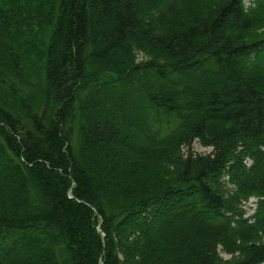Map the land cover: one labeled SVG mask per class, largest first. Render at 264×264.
Here are the masks:
<instances>
[{"label":"trees","instance_id":"obj_1","mask_svg":"<svg viewBox=\"0 0 264 264\" xmlns=\"http://www.w3.org/2000/svg\"><path fill=\"white\" fill-rule=\"evenodd\" d=\"M0 264H264V0H0Z\"/></svg>","mask_w":264,"mask_h":264},{"label":"rangeland","instance_id":"obj_2","mask_svg":"<svg viewBox=\"0 0 264 264\" xmlns=\"http://www.w3.org/2000/svg\"><path fill=\"white\" fill-rule=\"evenodd\" d=\"M249 0H246V2L248 3ZM195 150L199 153H208L210 152L212 149L210 147H203L199 142H195ZM254 200L255 198H251V200L249 201L248 205H255L254 204Z\"/></svg>","mask_w":264,"mask_h":264}]
</instances>
